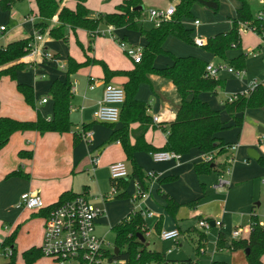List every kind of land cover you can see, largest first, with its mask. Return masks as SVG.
Masks as SVG:
<instances>
[{
    "label": "crops",
    "instance_id": "1",
    "mask_svg": "<svg viewBox=\"0 0 264 264\" xmlns=\"http://www.w3.org/2000/svg\"><path fill=\"white\" fill-rule=\"evenodd\" d=\"M121 1L122 0H86L85 5L93 12V16H98V14L113 12L115 7L121 3ZM146 1L147 0H142L143 6ZM161 1L165 2L166 6L163 7L160 2L156 4V7L166 8L171 3H174V5L177 3L176 0ZM246 1L249 4L248 0ZM221 2L222 1L219 0V8L217 11H213L206 7H196V4H194L190 9L191 16H183L181 18L183 26L191 29L190 36L192 39L199 36L206 43L209 37L230 29L232 19L236 15V9L241 5L239 0H231V6L234 8V11L228 15L230 25L219 26L218 24H211L206 27L204 32H198L197 35H194L193 33L194 27H202L196 9L204 10L207 13H210L208 10L216 13L221 9ZM63 5L70 9H74L76 2L75 0H62L60 7ZM149 5L155 6V2L150 3ZM217 14L214 15L215 18L217 17ZM224 14H226V10L224 11ZM186 18H190L192 20L191 23L187 24L184 22ZM39 19L40 16L38 14L36 0H7L0 3V27H5L3 30H0V48H5L13 41L28 39L30 36H33L35 33L34 22ZM195 19L200 21L199 24H194ZM50 24L58 25L57 14L50 18ZM108 26L113 25H100L99 28L105 29ZM113 27L115 28V31L127 29L125 27ZM70 33L74 35L79 33L81 39L80 44L82 45V54H79L80 56H78L72 49L75 47L73 46L71 39L69 45L67 44L69 40V38L67 39V35ZM40 34L42 35V40L36 41V44L52 53L56 60L45 61L41 60L39 56H30L26 53L17 61L1 67H8L15 63L23 64L21 69L16 70L15 78H11L8 75L0 77V116L11 117L17 120H34L36 119L37 114L40 113L45 119H51L53 117V100L49 94V87L56 79L61 81L65 80V69L68 56L72 57L79 63L84 62L87 57H89L90 60L95 59L103 61L110 70H131L134 67L132 59L127 65L118 66L114 63L116 60L108 54L107 48L119 47L114 40L103 34L96 35L92 41H89L88 32L85 29L77 28L71 30L68 26L65 27V39H54L48 35L47 30ZM200 34H202V36ZM123 37L127 39L126 35ZM259 39L260 43L257 44L258 48H260L261 43L264 44V41H262L261 38ZM144 41L145 45V38ZM192 45L193 44H188L174 35H168L162 44V48L171 52L175 56L194 55L207 62H213L212 57L215 56L212 53H198L195 51L196 47H193ZM200 47H202V45ZM175 48L180 49L176 50ZM239 49L242 48L229 49L227 52V60H220L228 63L230 58H233L242 52L237 51ZM231 50H235L236 53L229 57ZM253 51H255V49H253ZM97 64L98 63L90 61L70 75L71 84L75 83V91H71L70 89L69 118L72 122V126L69 131L61 133L47 131L42 134L35 130L16 131L10 136L8 142L0 149V226L5 228L7 224L12 226L15 222L18 223L20 215L18 216L16 213L17 209H20V207H18L17 204L20 195L24 192L39 193L44 203L47 205L56 202L62 193L70 192L76 194L85 192L94 204L102 205L104 209H106V216L112 218L113 225L128 215L130 209H132V207L130 208V205L134 200L135 203L133 204H136V200L141 199L136 197L137 187L133 179H131L132 183L131 180H128L126 186V191L129 197L117 198L114 194L112 198L106 199L104 202L100 199V195H106L108 193L107 189L101 188L104 186L103 180L106 179V176H109L110 188H113V179L110 177L108 170L109 164L122 160L126 163L129 173L130 166L128 165L121 144L118 141L108 142L112 130L121 127L122 123L118 120L114 123V127L111 128L106 123L96 121L93 116V111L97 102L102 97L104 84L110 82L122 86L126 81V77L113 75L106 78L103 70L96 66ZM59 65H64V67L61 68ZM94 68H98L97 72L93 70ZM90 78H94L95 84L93 89L89 88ZM72 80H74V82H72ZM221 80L223 82L222 88L225 89L226 80ZM18 83L27 84L33 88V106L25 102L24 96L17 89ZM245 88L246 87L236 93L243 92ZM190 97L191 96H188V99ZM198 97L202 101H206L211 108L219 110L220 119L223 121L220 114L221 109H217V106L212 103L214 99L213 95L209 94V92H201L198 94ZM228 97L219 101L221 104L220 107L223 108L224 102ZM42 98H46V102L42 103ZM135 98L144 101L149 105V108L146 111L148 129L144 134V139L155 147H162L166 141V133L164 132V129L169 122L174 120L179 102L174 85L166 79L151 75L150 83L142 82L138 85ZM254 109L264 111V107H259L247 108L243 111L229 113L233 119V126H242V131H244V113L254 111ZM72 114L76 115V122H80V124L77 125L73 123V119L71 118ZM91 116L93 120L88 121ZM153 116L158 117L157 122L153 121ZM223 123L225 129L219 131L216 135L227 144L237 143L238 145L232 154L233 161L231 171L228 174L229 178H226L229 181V185L226 186L228 189L224 195H220L222 194L221 192H215L209 196L205 193L206 185L204 180H202V177L208 176L211 173H215L219 177L222 173L211 171L209 173L197 174L195 172L194 165L203 162V151L194 148L188 153L180 154L178 159L162 161H154L150 157V154L145 151H136L134 153L136 162L142 167L144 172L147 174L149 172L153 173V175L150 176L151 180L146 196L136 205L140 208L144 207L146 211L152 212V214L147 217L155 218L153 224L154 229L155 224L160 221V230L177 228L179 233H181V228L177 221L178 219H186L192 216L193 218H196L198 222V220L202 218H209L211 221L219 218L222 222V226L220 227V230L217 231L216 237L221 231L225 237V243L222 248L226 247L228 249L227 246L231 241V238L229 240L228 237L231 235L232 229L242 226L232 221V214H237L239 217H243L245 211H247L249 213L247 223L252 220V217L254 216L257 219L256 223L260 221L264 226V214L263 217H260L262 215L256 211V209L260 208L261 203L259 201L252 202L254 201L256 194H258L254 188V179L258 178L261 185L264 186V166L258 163V159L264 154V145L258 146L255 143H248L243 132L237 133L236 137L234 135L227 137L225 135L227 132L226 130L230 129L232 126L228 125L226 121H223ZM84 126H87V128H84ZM137 126L138 123H131L129 127L136 128ZM87 130L91 131V135L90 137L85 138L83 137V132ZM258 133L259 137L257 140L260 141L261 136L264 135V127H259ZM130 141L132 143L134 142L133 137H131ZM251 150L256 152L257 158L250 156V153H252ZM21 151L31 152V156L21 155ZM95 155L98 157V163L92 167L90 159ZM222 156L225 157L226 153H222ZM221 159V161H217L216 158L213 164L220 165L221 163H224V158ZM14 171L25 173L27 174V177L11 175ZM244 187H246V192L243 190ZM214 189L219 191L223 188H216L214 186ZM162 193L168 194L179 204L178 210L174 216L166 211V202L161 196ZM107 202L108 207L105 208ZM115 205L117 207H115ZM136 205H134V208ZM12 209L15 210V212H11ZM44 209H24V211H26L24 217H29V225L33 226V222L37 219L41 220L39 231L40 242L29 248L33 246L39 248L41 243L43 221L45 217L43 212ZM133 209L132 211H135ZM165 213L169 216L165 215ZM6 214L12 216L10 218L8 216V218L12 221L14 220V223H11V221L6 219ZM213 216H217V218L214 219ZM101 217L104 216L101 215L97 219L95 228L96 225L100 224L99 219H101ZM145 225L147 227V232L149 233L146 218ZM112 226H110V230ZM189 228H191L190 225L184 230L185 234H187L186 232ZM200 232L203 231L201 230ZM156 233L159 234L158 231H156ZM8 234L9 233L6 235ZM247 236L248 234L246 237ZM102 238L104 239V237ZM206 240L207 235L205 234L204 247L198 246L196 249L198 254L201 253L199 251L200 248L205 249ZM219 248L220 247H217L216 251ZM228 250L234 251L230 249ZM261 259L264 263V254L261 256Z\"/></svg>",
    "mask_w": 264,
    "mask_h": 264
},
{
    "label": "trees",
    "instance_id": "2",
    "mask_svg": "<svg viewBox=\"0 0 264 264\" xmlns=\"http://www.w3.org/2000/svg\"><path fill=\"white\" fill-rule=\"evenodd\" d=\"M62 0H36V6L40 19L34 22L35 30L43 33L48 31V35L54 39H65V27L71 30L83 28L88 32L89 41H92L100 33V25H113L115 27H125L127 29H138V20L143 9L142 0H122L113 12L98 14L93 16V12L85 5L86 0H75L74 9L66 6L60 7ZM175 12L169 19L162 22L158 27L152 26L149 29L141 28V35L145 38L142 58L139 62H134L131 70H110L103 61L90 60L89 57L82 62H76L68 56L66 61V78L64 81L54 80L49 87V94L53 100V117L45 119L40 113L34 120H17L11 117L0 116V149L8 142L10 136L16 131L35 130L39 133L47 131L67 132L71 129L72 122L69 118V100L71 80L70 75L81 66L92 61L101 65L104 76L121 75L126 77L122 84L125 91V100L122 104L119 121L121 127L113 129L108 142L118 141L125 153L126 160L130 166V173L127 177L113 179V187L116 190L115 197H129L126 186L129 179L136 183L139 193H146L149 190L151 177L144 172L142 167L136 162L134 153L136 151H173L179 154L188 153L191 149H198L203 152H212L215 155L226 153L225 143L216 134L225 129L223 121L220 119L219 110L210 107L206 101H202L198 94L201 92H216V89L223 87L221 79L204 77L207 61L194 55L175 56L162 48V44L168 35H174L188 44H194L191 38V29L185 28L181 23L183 16L190 17L192 5L197 4L202 7L217 11L219 0H176ZM241 5L236 9V15L232 19L231 27L225 32L217 33L207 39L202 48L212 53L221 60H227V52L231 48H240V36L237 32L239 23H245L247 28L254 29V32L264 41V18H254L249 4L246 0H239ZM57 14L58 25H51L50 18ZM20 39L9 43L5 48H0V68L17 61L28 51L27 43L31 39ZM123 39H125L123 37ZM80 46H82L80 44ZM84 49V48H82ZM159 54H167L172 58V63L163 67H157L154 59ZM247 53L240 52L237 56L230 58L228 64L237 69L245 68V56ZM22 63H15L0 69V77L8 75L15 78V72L21 69ZM156 75L170 81L175 89L179 102L176 115L173 121L169 122L164 129L166 141L162 147H155L144 139V134L148 129L146 111L148 103L137 100L135 94L138 85L142 82L150 83V76ZM17 89L24 96V100L29 105H34V92L30 85L18 83ZM236 98L229 102L225 100L223 109L228 113L243 111L247 108L264 107V79L248 94L234 93ZM188 96H191L188 99ZM131 123H138L136 128H130ZM111 128L114 123H106ZM87 128V126H84ZM133 137L134 142L130 141ZM21 155L31 156V152L21 151ZM214 161L201 162L194 165L197 174L217 171L222 173L226 164H213ZM258 163L264 166V154L258 159ZM11 175L27 177V174L14 171ZM75 194L70 192L62 193L57 202L71 198ZM162 198L166 202L165 209L174 216L179 204L168 194L162 193ZM138 198V196H136ZM53 204V203H52ZM44 209V215L49 207ZM252 226L246 238L231 239L228 249H244L246 264H264L261 256L264 254V226L256 223ZM159 222L155 224V230L160 232ZM114 233V243L118 247V254L109 253V258H118L126 261V264H169L170 260L163 251L148 249L146 240L141 242L137 233L143 236L147 232L145 218L141 210L129 212L118 223L111 227ZM17 229L6 235L0 246L10 245L14 247V240ZM205 232H201L204 238ZM225 243L224 234L220 231L216 237V246L223 247ZM247 252V253H246ZM14 255L7 264H15ZM41 256L39 248L33 246L22 252L25 264H32ZM176 262V261H175ZM174 262V263H175ZM209 264H227L223 260H212Z\"/></svg>",
    "mask_w": 264,
    "mask_h": 264
},
{
    "label": "rangeland",
    "instance_id": "3",
    "mask_svg": "<svg viewBox=\"0 0 264 264\" xmlns=\"http://www.w3.org/2000/svg\"><path fill=\"white\" fill-rule=\"evenodd\" d=\"M221 9L220 11L214 13L208 10L207 13L204 10L196 9V13L199 15V19L201 21V28L194 27L193 33L194 35H197L198 32H204L206 27L215 24H218L219 26H225L230 25V20L228 19V15L234 11V8L231 6V0H221ZM155 2L154 5H149L150 3ZM161 2V3H160ZM226 2V3H225ZM250 5V10L253 15V17L259 16V10L263 8L262 4L260 3V0H248ZM162 4L163 7L166 6L165 2H162L161 0H147L146 3H144L143 12L140 16L139 22L137 24L138 29H132V30H124L120 29L117 31H114V33L119 36L120 38H123L124 35L127 37V42L131 45H137L140 48H143L144 45V38L141 35V28L142 29H149L152 27V23L147 19V11L151 8H163V7H156V4ZM174 4V3H171ZM196 7H199V5L196 4ZM201 8H204L200 6ZM229 7V8H228ZM226 10V14H224V11ZM219 15H218V14ZM213 14V15H212ZM217 14V17L215 18L214 15ZM263 14H264V8H263ZM190 18H186L184 22L187 24L191 23ZM237 32L241 39V48L237 51H242L243 53H247L245 56V74L242 77H237L232 74H229L227 71H220L218 74V78L225 79L226 80V87L218 88L216 89V93L209 92V94L214 96L213 104L217 106V109H221V118L223 121H226L228 125H231L232 127L230 129H227L225 135L227 137L229 136H235L237 133L244 134V137L247 138L248 143L251 142L252 144L255 143L258 146L264 145V135L261 136L260 141L257 140L259 137L258 128L264 127V111L260 109H254V111H250L248 113H244V131H242L241 127H235L233 126V119L229 115V113L226 112L225 109H223L219 101L222 99L224 100L226 97L241 91L244 87L247 86V84L251 80H256L257 82H261L264 79V44H260V48H258V43H260V37L256 35V33L251 30L250 28H247L243 23H239L237 27ZM106 37L112 39L108 34H103ZM202 36V34H200ZM68 45L70 42V39L73 43V46L75 48H72L75 53L80 56L82 54L81 46H80V36L79 33L76 35L69 34L67 35ZM117 44V43H116ZM118 46V45H117ZM193 47H196V52L198 53H207L202 47L192 45ZM119 47V46H118ZM180 49V48H175ZM191 49V48H190ZM255 49V51H253ZM189 50V49H187ZM193 51V50H191ZM249 51H253L252 53H249ZM108 54L112 56L116 60V65L122 66L127 65L128 62L131 60V58L124 53V51L121 48H107ZM236 51L231 50L230 56L235 55ZM80 54V55H79ZM212 61L216 64L222 63L225 66H228L227 62L221 61L220 59L216 57H212ZM154 62L156 66H164L171 64V58L169 55L165 54H159L154 59ZM98 68L102 69L100 64L96 65ZM98 68H94L93 70L97 72ZM79 76V75H78ZM74 82V80H72ZM240 89V90H239ZM71 118L73 119V123L80 124V122H76L77 117L75 114L71 115ZM93 120L92 116L88 119V121ZM245 149V148H244ZM91 175V174H90ZM225 178H229L228 175H224ZM106 179L103 180L104 186L101 187L103 189H107V192L109 193L111 191L110 184H109V176L105 177ZM218 176L215 173H211L208 176H203L202 180L205 182V193L206 195H212L215 192H221L224 195L227 191V187H223L221 190L214 189V185L216 184ZM131 180V179H129ZM132 183V180H131ZM244 187V191H245ZM254 188L256 189V194L254 201H259L261 203V206L259 209H256L257 213H259L260 217H263L264 214V186L261 185L260 180L258 178L254 179ZM260 191V192H259ZM246 192V191H245ZM260 193V194H259ZM98 195V194H97ZM142 199V198H141ZM141 199L136 200V204L141 202ZM135 201V200H134ZM133 201V203H135ZM109 202V201H108ZM105 204V208H107V204ZM131 203L130 208H134V205ZM115 207H117L115 205ZM142 209L144 207H141ZM130 209V211H132ZM140 207L135 206L133 210H138ZM106 210V209H105ZM129 211V212H130ZM145 211V208H144ZM245 211V210H244ZM11 212H15V210H11ZM26 211L22 207L20 209H17V215L19 217L18 223H14L9 218L12 217L10 214L7 215V220L11 221L12 226L9 224L6 225L4 228L3 226H0V241L4 238V236L7 233L12 232L14 229H17L15 240H14V262L15 264H25L24 260L22 258V252L26 249H28L32 245H37L40 242V225L41 220L37 219L33 226L29 225V217L25 218L24 214ZM248 212L245 211V215L243 217H239L237 214H232V221L236 224H240L243 227H247L248 223ZM165 215H168L165 213ZM9 216V218H8ZM104 217H101L99 219L100 224L96 225L95 233L98 236L104 237L105 245L109 248L110 251H113V248L115 246L114 241V233L110 230V226L113 225V220L109 216H106V211L103 214ZM169 216V215H168ZM6 217V216H5ZM214 219L217 218V216H213ZM147 225L149 227V233L145 235L146 240V246L148 249H154L158 251H163L167 258L170 260L169 264H175L176 262L178 264H209L211 260H223L226 261L228 264H246V258H245V251L244 249H236L234 251H229L226 247L222 248L220 247L217 251H215V240H216V234L217 231L220 230V228H216L212 226L211 228L206 230L207 240L205 243V250L206 252L201 254L197 253L196 249L198 246L204 247V238L201 237V228L198 226L196 218L188 217L186 219H178V224L181 228V233H179V236L176 238L177 241L174 240H161L158 237V233H156L155 229L153 228L154 224V217L148 218L145 216ZM219 220V218H217ZM97 222V220H96ZM115 223V222H114ZM16 224V225H15ZM190 225L191 228L187 230V234H185L186 227ZM193 226V227H192ZM230 232V230H229ZM246 234V233H245ZM246 237V235H244ZM230 240V235L228 237ZM239 239V238H238ZM181 244V245H179ZM11 260H8L6 258H2L0 256V264H3L5 262H9ZM176 261V262H175ZM175 262V263H174ZM32 264H51V262L45 258V257H39L36 259Z\"/></svg>",
    "mask_w": 264,
    "mask_h": 264
},
{
    "label": "built area",
    "instance_id": "4",
    "mask_svg": "<svg viewBox=\"0 0 264 264\" xmlns=\"http://www.w3.org/2000/svg\"><path fill=\"white\" fill-rule=\"evenodd\" d=\"M7 0H0V3ZM264 8V0H260ZM263 8L259 10V16L256 18L263 19ZM175 12L174 4L168 5L166 8H151L147 11V19L152 23V26L158 27L165 20L169 19L170 16ZM199 20L195 19L194 24H199ZM245 25V23H243ZM246 26V25H245ZM5 27L1 26L0 30ZM254 31V29H251ZM115 28L113 26H108L105 29H101V34H108L112 40H114L119 48H121L126 55H128L133 62H139L142 58L143 48L137 45H131L126 39L120 38L115 33ZM42 35L38 30H35L34 35L28 40L27 54L30 56H39L41 60L54 61L56 58L52 53L46 51L45 49L39 47L36 41H41ZM194 44L201 46L205 42L201 37H195L193 39ZM263 41V40H262ZM253 51H249L252 53ZM61 68L64 65H59ZM227 71L237 77H242L245 74L244 69H237L228 64L225 66L222 63L208 62L205 66L204 77L217 79L220 71ZM261 82L256 80H251L245 90L240 92L242 94H248L253 91ZM94 78H90L89 88H94ZM71 91H75V83L71 84ZM236 98V94L230 95L227 99L229 102ZM46 98H42L41 102H46ZM125 100V91L122 86L116 85L110 82H106L103 87L102 97L98 100L97 105L93 111L94 119L102 123H116L119 120L120 109ZM153 121L157 122L158 117L153 116ZM83 137H90L91 131L87 130L83 132ZM237 143L225 145L226 156L223 157L222 154L216 156L212 152H204L202 155L203 162L221 161L224 158V163L226 164L225 170L217 178L216 188H223L229 185V181L224 177L228 175L231 171L233 152L237 148ZM150 157L154 161H162L169 159H178L180 157L179 153L173 151H152L149 152ZM92 167L97 165L98 157H91ZM93 169V168H92ZM109 175L112 179L127 177L129 174L128 167L126 163L122 160L115 161L108 166ZM149 176L153 173L149 172ZM264 183V180H263ZM116 193L113 187L109 193L106 195H100V199L104 202L106 199L112 198ZM146 193H139L137 191L138 198H144ZM18 207H22L28 210H39L48 207L44 203L41 195L36 192H24L20 195L17 204ZM142 211V215L150 216L152 212L144 211L142 208L138 209ZM104 207L102 205L94 204L89 196L85 192L76 193L71 198L64 199L60 202H54L51 207L48 208L43 221V231L42 239L39 245V250L41 257L47 258L51 264H126L123 259L112 258L110 259L109 253L113 254L109 248L105 245V240L95 233L96 220L104 214ZM198 226L203 232L212 226L220 228L222 222L220 220H210L209 218H202L198 220ZM255 224L253 220L248 222L247 227L238 226L231 231L230 238L237 239L242 238L244 235L249 234L252 226ZM259 225L263 226L262 222H258ZM246 233V234H245ZM148 232H145L144 236ZM179 236V230L177 228L172 229H162L160 230L158 237L161 240H174L177 241ZM215 243V251H216ZM201 253L205 252V249L200 248ZM14 254V248L10 245L0 246V256L11 260ZM5 262L3 264H7ZM175 264H178L177 262Z\"/></svg>",
    "mask_w": 264,
    "mask_h": 264
},
{
    "label": "water",
    "instance_id": "5",
    "mask_svg": "<svg viewBox=\"0 0 264 264\" xmlns=\"http://www.w3.org/2000/svg\"><path fill=\"white\" fill-rule=\"evenodd\" d=\"M142 7H143V6L141 5V6H139L138 8H139V9H143ZM251 151H252V153H250V156H252V157H254V158H257V154H256V152H255L254 150H251ZM136 237H137L141 242H144V241H145V238H144V236H143L141 233H137V234H136ZM118 252H119L118 247H117V246H114V248H113V254H114V255H117ZM246 253H247V252H246Z\"/></svg>",
    "mask_w": 264,
    "mask_h": 264
}]
</instances>
